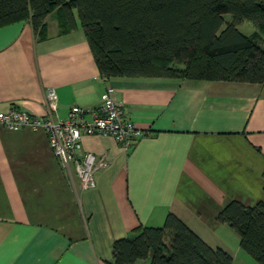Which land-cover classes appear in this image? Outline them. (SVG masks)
Here are the masks:
<instances>
[{"label":"crops","instance_id":"crops-1","mask_svg":"<svg viewBox=\"0 0 264 264\" xmlns=\"http://www.w3.org/2000/svg\"><path fill=\"white\" fill-rule=\"evenodd\" d=\"M73 14V31L59 8L38 37L29 20L0 27V112L48 118L52 90V116L62 121L73 106L96 107L111 88L149 134L129 150L113 137H84L83 151L109 165L83 189L45 129L0 124V264H113L116 240L162 227L171 213L233 264H259L218 216L233 201L264 203V84L105 78Z\"/></svg>","mask_w":264,"mask_h":264},{"label":"trees","instance_id":"trees-1","mask_svg":"<svg viewBox=\"0 0 264 264\" xmlns=\"http://www.w3.org/2000/svg\"><path fill=\"white\" fill-rule=\"evenodd\" d=\"M58 8L69 31L78 28V11L105 78L264 84V0H0V27L29 20L38 37ZM246 22L254 27L249 35L239 29ZM218 220L264 264V203L230 202ZM112 251L113 264L151 256V264H233L229 253L209 246L172 213L162 227H140L116 240Z\"/></svg>","mask_w":264,"mask_h":264},{"label":"built area","instance_id":"built-area-1","mask_svg":"<svg viewBox=\"0 0 264 264\" xmlns=\"http://www.w3.org/2000/svg\"><path fill=\"white\" fill-rule=\"evenodd\" d=\"M57 100L56 93L51 90L46 100L50 112L48 118L35 117L12 108L8 112H0V124L11 130L25 127L45 129L55 155L63 166L74 167L83 189L95 187L96 172L109 165L105 158H97L93 153L83 151L84 137H113L124 149L129 150L139 138L149 134L127 118L123 103L114 98L111 88L101 95L96 107L86 109L73 106L68 117L62 121H56L52 116L57 108Z\"/></svg>","mask_w":264,"mask_h":264},{"label":"rangeland","instance_id":"rangeland-1","mask_svg":"<svg viewBox=\"0 0 264 264\" xmlns=\"http://www.w3.org/2000/svg\"><path fill=\"white\" fill-rule=\"evenodd\" d=\"M225 18H226L227 21H231L232 20V16L231 15H226ZM239 29H240L241 32H243L246 35H249V34H251L254 31V27L248 22H246L245 24L240 26Z\"/></svg>","mask_w":264,"mask_h":264}]
</instances>
